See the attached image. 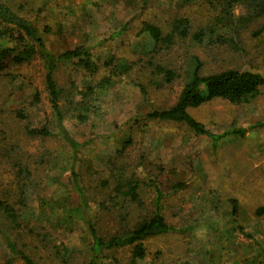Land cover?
I'll return each instance as SVG.
<instances>
[{
    "label": "rangeland",
    "instance_id": "obj_1",
    "mask_svg": "<svg viewBox=\"0 0 264 264\" xmlns=\"http://www.w3.org/2000/svg\"><path fill=\"white\" fill-rule=\"evenodd\" d=\"M0 1L36 24L50 52L81 44L101 63L97 76L73 72L76 57L59 61L54 70L66 90L60 99L64 123L81 142L76 154L54 117L40 53L0 70V200L17 214L13 222L0 207V227L18 248L37 264H90L87 218L97 219L105 236L128 228L154 209L158 185L162 213L178 229L146 238V255L136 264H264V214L255 213L264 204V83L249 101L215 97L189 107L214 132L244 127L241 134L222 136L216 147L184 122L144 115L177 100L194 55L203 74L235 67L264 76V13L241 30L215 27L211 35L225 0ZM246 3H233L229 22L245 13ZM180 16L189 19L190 33L170 44L155 46L141 30L147 20L165 34ZM201 29L202 39L192 36ZM11 43L0 39V46ZM153 62L173 68L175 77L156 83ZM103 75L112 83L95 87L93 99L82 98L77 90ZM64 105H90L88 119L78 122ZM19 107L26 118L16 114ZM43 125L49 133L27 131ZM73 171L90 208L81 202ZM118 173L138 182L137 199L113 197ZM178 182L183 186L173 188ZM131 249L101 251L96 264H129ZM0 264H25L2 233Z\"/></svg>",
    "mask_w": 264,
    "mask_h": 264
},
{
    "label": "trees",
    "instance_id": "obj_2",
    "mask_svg": "<svg viewBox=\"0 0 264 264\" xmlns=\"http://www.w3.org/2000/svg\"><path fill=\"white\" fill-rule=\"evenodd\" d=\"M146 3L147 0H141ZM237 0H225L223 3V14H219L214 22V28L209 30L210 34L216 33L215 27H220V31L224 28L233 30L235 28L241 30L245 27L252 19L258 15L264 13V0H247L245 13L239 17L236 21H230L232 5ZM0 39L10 40V45L0 46V70L6 69L11 63H19L23 60L39 52L45 66L44 80L46 88L48 90V96L54 117L60 127V132L64 139L72 147L73 152L76 154L81 142L78 141L71 133L68 126L64 123L65 113L63 106L60 103L62 94L65 95L64 88L60 86L54 77V70L59 61L62 60H74L71 69L73 72L79 70L90 76H97V72L101 68V63L91 52L90 47L84 45H76L71 48L60 51L59 53H53L46 49V46L38 33L36 24L22 15L15 13L11 8L0 1ZM142 31L149 34L150 38L154 41L155 46L162 44H170L173 38L176 36H186L190 33L189 19L186 16H180L174 18L170 23V30L167 33H163L162 29L155 23L144 20L142 22ZM47 29V28H45ZM122 27L119 28L115 33H119ZM219 33V32H218ZM206 34L205 31L198 30L192 32V36L196 39H202ZM111 60V59H109ZM106 64V63H105ZM153 75L155 82L163 83L164 81L172 80L176 72L173 68L163 65L160 62L152 63ZM202 61L198 56H193L189 65V72L187 78L180 90L177 100L170 106L150 108L145 112L147 119H167L184 122L189 128L195 133L206 134L211 137L213 145L216 147L219 139L231 132H238L239 134L244 132V127L225 129L222 132H214L206 127V125L198 120L189 112V107L198 106L203 102L210 100L215 97L226 98L231 102H245L254 98L258 92L260 86L264 83V76L261 72L250 70V69H239L235 67L225 68L218 71L203 74L201 69ZM156 77V78H155ZM87 82L85 89H78V93L82 98L87 100L93 99V92L95 87H102L107 84H111L113 78L109 75H103L99 78L92 77ZM95 82V83H94ZM142 88V87H141ZM69 91L66 93V100L68 102ZM70 103L73 102L70 100ZM68 105V103H67ZM67 107L66 105H64ZM90 105H86L83 110L73 106H68L67 111L70 115L75 117L78 122H84L88 119L91 111ZM16 114L22 118L27 117V113L22 107L16 109ZM29 133H49L47 126L41 127H27ZM130 140V139H129ZM128 140V141H129ZM123 145V148L126 143ZM123 150L117 152L122 153ZM21 171H25L21 169ZM74 172V171H73ZM74 185L80 193L81 202L85 204L87 208H90L87 196L85 195L82 185L78 182V175L76 172L73 173ZM114 180L112 190L115 196H129L130 199L138 198V182L132 178L118 173ZM104 182V181H103ZM183 186V182H178L173 185V188ZM156 197L154 201V209L148 215H145L140 220L132 224V226L117 230L110 235L101 234L97 226V219L94 217H88L86 220L87 233L91 238L89 252L91 258L90 264H96L99 258L100 252L112 248L122 247L130 245L131 256L129 264H136L138 260H141L146 255V249L144 240L150 236L165 233L167 231L178 229L173 224L166 221L162 210L161 200L163 198V190L155 186ZM106 201L101 202V205H105ZM0 207L3 211L11 217L13 222L17 221V214L12 206L8 203L0 200ZM232 214L235 215L237 212V200L231 199ZM256 214H264V204L259 205L255 209ZM239 229L242 230L241 226ZM0 233L3 234L7 246L23 258L25 264H37L35 260L24 250L18 248L13 242L7 232L0 227Z\"/></svg>",
    "mask_w": 264,
    "mask_h": 264
}]
</instances>
